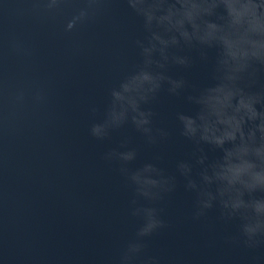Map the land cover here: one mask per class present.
I'll use <instances>...</instances> for the list:
<instances>
[{"label": "water", "instance_id": "95a60500", "mask_svg": "<svg viewBox=\"0 0 264 264\" xmlns=\"http://www.w3.org/2000/svg\"><path fill=\"white\" fill-rule=\"evenodd\" d=\"M0 264H264V0H0Z\"/></svg>", "mask_w": 264, "mask_h": 264}, {"label": "clouds", "instance_id": "9594fccd", "mask_svg": "<svg viewBox=\"0 0 264 264\" xmlns=\"http://www.w3.org/2000/svg\"><path fill=\"white\" fill-rule=\"evenodd\" d=\"M242 14H243V13H241L240 15H242ZM227 99H228V97L226 96V97H225V100H227ZM240 107H241V108H244V109H247L248 112H249L252 116L255 115V113L252 111V106H251V103H250V102H247V101L241 99V101H240ZM238 110H239V109H238Z\"/></svg>", "mask_w": 264, "mask_h": 264}]
</instances>
